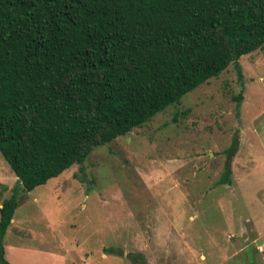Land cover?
<instances>
[{
    "label": "rangeland",
    "instance_id": "374dc122",
    "mask_svg": "<svg viewBox=\"0 0 264 264\" xmlns=\"http://www.w3.org/2000/svg\"><path fill=\"white\" fill-rule=\"evenodd\" d=\"M239 64L21 188L10 263L264 264V47ZM17 183L0 152V207Z\"/></svg>",
    "mask_w": 264,
    "mask_h": 264
},
{
    "label": "trees",
    "instance_id": "16d2710c",
    "mask_svg": "<svg viewBox=\"0 0 264 264\" xmlns=\"http://www.w3.org/2000/svg\"><path fill=\"white\" fill-rule=\"evenodd\" d=\"M262 47L264 0H0V152L18 178L0 207V264L21 188L83 164L230 64L242 76L239 59Z\"/></svg>",
    "mask_w": 264,
    "mask_h": 264
},
{
    "label": "crops",
    "instance_id": "0c3cea01",
    "mask_svg": "<svg viewBox=\"0 0 264 264\" xmlns=\"http://www.w3.org/2000/svg\"><path fill=\"white\" fill-rule=\"evenodd\" d=\"M5 249H6V247H5ZM6 250H7V249H6ZM24 250L27 251V249H25V248H24ZM6 252H8V251H6Z\"/></svg>",
    "mask_w": 264,
    "mask_h": 264
}]
</instances>
